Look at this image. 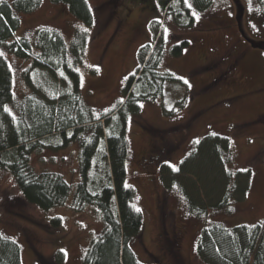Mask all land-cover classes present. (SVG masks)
<instances>
[{
	"label": "rangeland",
	"instance_id": "obj_1",
	"mask_svg": "<svg viewBox=\"0 0 264 264\" xmlns=\"http://www.w3.org/2000/svg\"><path fill=\"white\" fill-rule=\"evenodd\" d=\"M87 1L95 16L92 27L85 28L63 5L43 0L34 12L20 15L14 37L33 42L37 29L48 28L69 45L76 32H86L89 41L78 68L80 92L96 114L121 99L142 45L152 44L160 33L169 45L188 42L181 56L166 54L162 61V68L182 85H166L161 100L142 103L130 118L127 182L136 190L144 221L134 245L137 259L144 264H202L195 243L208 222L232 227L264 220V10L256 0H213L206 10L193 12L192 25L179 26L158 0ZM7 58L14 93H28L21 77L27 64ZM209 132L231 139L233 167L249 170L251 187L230 211L200 220L188 214L176 192L164 188L160 172L166 164L177 166ZM76 156L74 144L34 154L31 162L35 171H56L73 184L79 178ZM70 202L71 195L65 206L42 211L26 203L13 177L0 169V231L21 246L22 264H81L102 223L93 207L74 213ZM55 217L61 219L58 228L51 225Z\"/></svg>",
	"mask_w": 264,
	"mask_h": 264
},
{
	"label": "trees",
	"instance_id": "obj_2",
	"mask_svg": "<svg viewBox=\"0 0 264 264\" xmlns=\"http://www.w3.org/2000/svg\"><path fill=\"white\" fill-rule=\"evenodd\" d=\"M42 1L0 0V169L13 177L24 201L42 211L65 206L71 195L72 212L93 207L99 213L102 229L89 241L81 264H144L134 251L144 221L136 190L127 182L128 125L142 103L163 98L166 85H182L162 68V61L166 54L181 56L188 42L169 45L160 33L152 44L142 45L121 99L109 111L96 114L80 92L78 68L89 41L86 32H76L69 45L58 31L48 28L37 29L33 42L14 37L20 15L34 12ZM48 1L63 5L85 28L95 23L87 0ZM158 2L179 26H190L193 12L206 10L213 0H188L192 7L185 0ZM256 2L264 10V0ZM8 56L27 64L21 77L28 93H14ZM74 144L77 182L68 183L56 171H35L34 154ZM233 164L231 139L209 132L194 142L177 166L164 165L160 180L167 191L180 196L188 214L205 220L210 214L230 211L248 194L251 174ZM51 225L60 227L61 219L53 218ZM195 250L202 264H264V220L232 227L208 222L198 233ZM21 253V246L0 231V264H22Z\"/></svg>",
	"mask_w": 264,
	"mask_h": 264
},
{
	"label": "snow or ice",
	"instance_id": "obj_3",
	"mask_svg": "<svg viewBox=\"0 0 264 264\" xmlns=\"http://www.w3.org/2000/svg\"><path fill=\"white\" fill-rule=\"evenodd\" d=\"M185 3L188 4V0H185ZM188 7H191V5L188 4ZM194 14H195V13H194ZM121 102H122V100H121Z\"/></svg>",
	"mask_w": 264,
	"mask_h": 264
}]
</instances>
